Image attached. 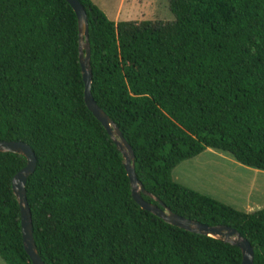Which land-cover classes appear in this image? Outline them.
Wrapping results in <instances>:
<instances>
[{
	"label": "trees",
	"instance_id": "1",
	"mask_svg": "<svg viewBox=\"0 0 264 264\" xmlns=\"http://www.w3.org/2000/svg\"><path fill=\"white\" fill-rule=\"evenodd\" d=\"M86 10L90 91L134 153L144 189L171 211L235 228L264 264V207L233 208L172 170L207 148L264 171V0H168L173 20ZM77 16L66 0H0V140L35 153L26 180L44 264H240L236 245L171 225L133 199L122 154L84 101ZM0 152V257L32 264ZM144 200L158 204L146 194Z\"/></svg>",
	"mask_w": 264,
	"mask_h": 264
},
{
	"label": "water",
	"instance_id": "2",
	"mask_svg": "<svg viewBox=\"0 0 264 264\" xmlns=\"http://www.w3.org/2000/svg\"><path fill=\"white\" fill-rule=\"evenodd\" d=\"M77 16L78 24V52L79 62L81 66L82 79L84 82V101L88 109L93 115L101 122L110 138L115 143L117 149L122 154L124 166L131 184V193L133 199L144 210H147L165 222L177 226L181 229L208 235L218 238L222 241L228 242L232 245L239 247L241 251L240 264H253L254 251L249 241L242 237L235 228L230 226L219 225H206L202 222L183 217L170 210L165 203L153 197L148 193L141 182L137 179L134 169V153L127 142L123 133L113 120L97 105L93 99L90 91L91 85V68H90V47L88 41V19L86 10L78 0H66ZM0 152H13L21 154L26 158V164L11 179L13 193L15 194L20 208V224L23 246L28 254L32 264H44L41 260L36 248L33 237L31 211L26 198L25 184L28 176L33 173L36 167V156L32 148L23 141L14 140H0ZM142 194H146L154 198L158 204L148 202L143 199Z\"/></svg>",
	"mask_w": 264,
	"mask_h": 264
},
{
	"label": "rangeland",
	"instance_id": "3",
	"mask_svg": "<svg viewBox=\"0 0 264 264\" xmlns=\"http://www.w3.org/2000/svg\"><path fill=\"white\" fill-rule=\"evenodd\" d=\"M92 1L111 20L174 19L168 0ZM118 11L121 14L116 18ZM172 177L188 188L244 212L264 207V171L242 165L228 154L211 148L179 163L173 168ZM0 264H6L1 257Z\"/></svg>",
	"mask_w": 264,
	"mask_h": 264
},
{
	"label": "crops",
	"instance_id": "4",
	"mask_svg": "<svg viewBox=\"0 0 264 264\" xmlns=\"http://www.w3.org/2000/svg\"><path fill=\"white\" fill-rule=\"evenodd\" d=\"M120 11H121V10H120ZM120 11H118V12L116 13V14H117V15H116V16H117L116 18H119L120 14H121ZM118 13H119V14H118ZM135 20H136V19H135ZM114 21L117 22V21H120V20H117V19L115 20V19H114Z\"/></svg>",
	"mask_w": 264,
	"mask_h": 264
}]
</instances>
